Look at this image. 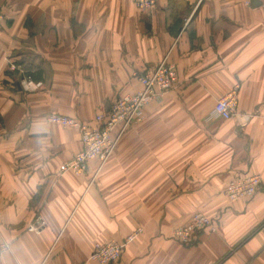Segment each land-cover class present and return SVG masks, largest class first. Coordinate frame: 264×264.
Returning <instances> with one entry per match:
<instances>
[{"label": "crops", "instance_id": "obj_1", "mask_svg": "<svg viewBox=\"0 0 264 264\" xmlns=\"http://www.w3.org/2000/svg\"><path fill=\"white\" fill-rule=\"evenodd\" d=\"M155 1L144 13L132 0H0V264H85L137 228L114 264H264V0ZM165 57L176 86L106 163L59 174L83 146L48 117L92 123ZM26 71L38 88L20 87ZM236 86V115L212 117ZM246 175L257 193L228 200ZM194 213L213 230L176 242Z\"/></svg>", "mask_w": 264, "mask_h": 264}, {"label": "built area", "instance_id": "obj_2", "mask_svg": "<svg viewBox=\"0 0 264 264\" xmlns=\"http://www.w3.org/2000/svg\"><path fill=\"white\" fill-rule=\"evenodd\" d=\"M134 7L144 13H150L156 6L155 0H132ZM4 15L0 9V24ZM14 68V67H13ZM140 90L134 94L119 96L105 114H98L92 123H85L74 118L50 115L48 122L62 128H71L78 132L82 150L59 167V174L72 173L81 175L90 161L97 160L100 165L106 163L112 155L120 136L128 129L141 123L143 110L152 101L171 91L177 84V73L173 65L163 58L152 70L144 72L138 78ZM40 83H33L25 77L20 87L25 90H34ZM238 87L227 92L214 103L210 115L221 120H229L236 115ZM116 133V134H115ZM115 134L116 136H113ZM261 186L258 175H246L228 183L224 193L230 201L244 199L257 193ZM42 222L32 223L27 231L38 234ZM211 219L202 213H194L189 222L176 229L172 238L182 244L192 241L194 235L204 229L213 230ZM141 230L137 228L134 234L126 237L123 242L106 241L95 243L87 263L114 264L119 261L124 245L134 238ZM5 246L0 243V251ZM84 264V263H83Z\"/></svg>", "mask_w": 264, "mask_h": 264}, {"label": "trees", "instance_id": "obj_3", "mask_svg": "<svg viewBox=\"0 0 264 264\" xmlns=\"http://www.w3.org/2000/svg\"><path fill=\"white\" fill-rule=\"evenodd\" d=\"M25 77L29 78L30 80L37 81L40 78L39 73H32L31 71H26Z\"/></svg>", "mask_w": 264, "mask_h": 264}, {"label": "water", "instance_id": "obj_4", "mask_svg": "<svg viewBox=\"0 0 264 264\" xmlns=\"http://www.w3.org/2000/svg\"><path fill=\"white\" fill-rule=\"evenodd\" d=\"M250 3L253 8L260 6V2L258 0H250Z\"/></svg>", "mask_w": 264, "mask_h": 264}, {"label": "rangeland", "instance_id": "obj_5", "mask_svg": "<svg viewBox=\"0 0 264 264\" xmlns=\"http://www.w3.org/2000/svg\"><path fill=\"white\" fill-rule=\"evenodd\" d=\"M181 227H182V226H181ZM178 228H180V227H178ZM178 228H176V229H178ZM176 229H175V230H176ZM175 230H174V231H175ZM173 233H174V232H173Z\"/></svg>", "mask_w": 264, "mask_h": 264}]
</instances>
